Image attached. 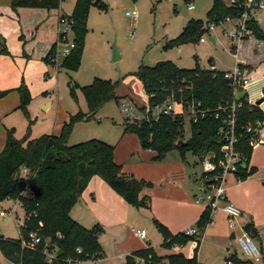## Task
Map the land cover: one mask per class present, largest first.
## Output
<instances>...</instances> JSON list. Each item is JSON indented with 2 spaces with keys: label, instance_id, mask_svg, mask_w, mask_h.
I'll return each instance as SVG.
<instances>
[{
  "label": "trees",
  "instance_id": "1",
  "mask_svg": "<svg viewBox=\"0 0 264 264\" xmlns=\"http://www.w3.org/2000/svg\"><path fill=\"white\" fill-rule=\"evenodd\" d=\"M242 2L240 6L230 7L223 0H213L212 8L208 12V26L205 27L201 21H191L177 39L168 42L167 47H179L189 42L201 41L205 32H209L210 25L217 26L228 18H241L246 13V3ZM62 3L63 0H11V7L14 11L22 8L53 11L59 10ZM94 5L105 8L100 0H77L72 15L62 16L74 20V41L77 45L70 57L62 63V67L68 72H77L80 69L88 31L87 22ZM248 25L252 35L263 41L264 33L252 16ZM56 46L57 43L47 56V63H51L50 57L55 53ZM3 52L8 54L5 50ZM133 75L142 83L150 108L173 100L186 105V108L193 105L200 111L208 112L207 116L199 118L198 122H189L191 137L188 140L185 139L187 121L184 116L163 115L157 122L133 123L127 120L124 133L136 135L144 150L156 154L155 161L162 162L168 154L178 151L183 157L186 153H191L200 160L208 154H214V162L218 163L222 159L225 145L219 134L224 114L221 113V119H216V113L220 108L237 102L240 108L237 111L236 135L241 136V139L236 150L244 160L235 177L239 181H247L254 175L257 169L250 167L254 138L247 133V129L258 122H264V112L259 105L251 104L247 96L237 101L233 87L224 78V72L202 69L199 65L195 69L185 70L167 61L154 67L142 65ZM117 87V83L101 79L83 87L82 92L90 111L88 114L71 116L59 135H46L34 140L26 137L19 140L14 130L7 131L5 148L0 154V203L6 200L19 201L28 217L22 227L20 239H6L0 236V251L10 264H49L44 254L46 244L63 253L55 264H68V261L97 262L103 259V249L99 243L102 229L98 226L93 229L85 228L71 216L73 208L80 202L94 177L101 178L130 206L137 209L147 206V199L141 198V194L145 189L151 188L152 184L123 173L122 166L115 161V146L100 140L69 145L78 121L93 120L104 104L115 99L119 102ZM16 91L20 95L19 107L26 109L32 101L28 87L23 83ZM9 93H0V99ZM198 105L200 106L197 107ZM24 169L29 171L30 184H27L23 177ZM218 174L219 171H216L212 175ZM206 178L204 174L203 179L208 182ZM25 191L29 192V195H26ZM212 216V209L207 207L196 226L202 235L212 223ZM156 226L164 237L165 249L172 250L175 245L186 246L195 239L186 237L183 233L172 235L157 221ZM246 230L254 233L251 227ZM31 233H36L42 239L36 248L23 244V241L28 243ZM78 250L82 253L79 254ZM132 255L153 262L168 259L172 264H199L197 255L187 258L183 254H173L162 258L151 246ZM132 255L126 257V264H136ZM231 259L235 264H255L251 261H241L237 257Z\"/></svg>",
  "mask_w": 264,
  "mask_h": 264
},
{
  "label": "rangeland",
  "instance_id": "2",
  "mask_svg": "<svg viewBox=\"0 0 264 264\" xmlns=\"http://www.w3.org/2000/svg\"><path fill=\"white\" fill-rule=\"evenodd\" d=\"M100 1L105 8L102 9L97 5L91 8L79 71L68 72L62 66L59 67V62L47 63L51 68L50 78L46 79L40 76L36 83L31 82V85L34 86V89L30 91L32 101L26 109L19 107V93L10 96L6 102L0 103V130H2L0 132V154L5 148L8 130H14L15 136L19 140H24L26 137L34 140L46 135L58 134L64 121L68 120L70 116L79 113L88 114L90 110L82 88L93 84L96 79L117 83L116 94L119 102L115 99L104 104L95 114L93 120L78 121L71 134L69 145L74 146L91 140H100L111 146L120 147L126 138L124 124L128 120L127 114L122 108L124 99L122 96L132 99V107L135 111L148 106V97L143 86L139 79L133 75L142 65L154 67L160 62L172 61L180 69L192 70L199 65L202 69L211 70L214 65V68L219 71L233 72L238 64L239 56L237 54L239 53L242 60H252L250 62L255 70L254 79L250 82V86L245 88L248 91V100H253V104H256L264 98V63L258 64L255 61L259 48L256 49L253 44L258 39L251 35L248 40L233 41L228 33H231L235 23L218 24L215 26V31L205 32L203 35L205 43L197 41L179 47H167L168 42L177 39L191 21H201L205 27L208 26V12L212 8L213 0ZM74 2L75 0H65L61 7L65 12H70L74 8ZM189 3H193L195 6L193 11L189 10ZM127 12H137L138 20L132 22L126 16ZM212 37L215 38V43L211 41ZM243 51L246 54H243ZM116 54L121 58L119 61H114ZM261 58L264 59V56ZM253 87L259 89L254 96L250 91V88ZM260 108L264 109V102ZM177 111L180 112V108ZM185 120L187 121L185 139L188 140L191 137L189 118L186 116ZM2 132L4 134H1ZM137 161L134 160L133 163L135 164ZM251 161L256 165L258 161L263 166L264 145H255ZM162 163L168 168L178 164L184 167L187 175L193 179L192 184L201 180L204 174L200 158L191 153H186L183 157L178 151L171 152ZM22 174L25 175L24 171ZM255 177H261V183L264 184V167L257 169L249 180ZM238 181L233 173H229L226 177L225 187L228 188ZM253 189L255 188H251L250 192ZM195 192L198 196L203 194L197 189ZM25 193L29 195V192L25 191ZM208 194L214 195V191L207 190V194L203 195L207 196ZM13 210L16 212L15 214H13ZM218 210L220 211V209ZM1 212H4L6 217L0 216V236L6 239H20L19 225H22L26 218V212L21 203L6 200L0 203ZM76 213L77 208L71 214L75 220H77ZM145 230L148 237L143 243L149 245L148 240H152V246L158 250V253L166 254L167 251L162 247L163 237L157 229L146 225ZM232 231L230 229L226 232V241H228L230 249L237 251L239 258L244 260L238 244L231 239ZM125 237L128 240L134 236L129 233V229H126L123 234L112 232L105 234L104 231L99 236L104 259L97 262L70 264H120V258H117L118 244L124 241ZM134 239L133 241H136V238ZM201 247H203V243ZM192 249L190 243L183 248L182 253L190 258L193 254ZM226 256V250L213 245H206L199 249L198 255L201 264H225ZM5 261V257L0 251V262L4 264Z\"/></svg>",
  "mask_w": 264,
  "mask_h": 264
},
{
  "label": "crops",
  "instance_id": "3",
  "mask_svg": "<svg viewBox=\"0 0 264 264\" xmlns=\"http://www.w3.org/2000/svg\"><path fill=\"white\" fill-rule=\"evenodd\" d=\"M76 2L77 0L74 2L75 5ZM74 8L70 12H65L62 7L53 11L25 8L14 11L11 7V0H0V93L10 92L6 97L0 99V103L6 102L10 96L18 94L16 90L23 83L28 86V89L30 88L29 91H32L34 86L31 85V82L36 83L40 76L46 79L50 78L51 68L47 65L46 58L58 41L59 19L61 16L72 15ZM253 18L264 33V9L257 10L253 14ZM253 44H255L256 49L259 48V50L257 49L255 61L258 64H263L264 59L261 57L264 56V42L257 40ZM4 50L8 54H3ZM243 54H246V52L243 51ZM237 55L239 56L237 66H242L254 79L255 70L250 62L252 60L244 61L239 53ZM120 59L119 57L117 61ZM213 67L215 66L213 65ZM216 71L219 70L216 69ZM257 90L259 89L250 88L253 96L256 95ZM243 92L248 97V91L244 90ZM122 97L128 98V96ZM249 102L254 103L253 100ZM69 120L70 118L64 121L63 125ZM60 132L53 135H59ZM1 134H4V132ZM125 135L126 138L123 144L120 147L116 146L115 161L122 166L123 173L127 176L152 184L151 188L145 189L141 194V198L147 199V206L140 209L130 206L101 178L94 177L89 182L80 202L71 212L72 214L77 208V220L72 216L76 222L88 229L98 226L103 232L105 231V234L106 232L123 234L126 229H129V233L133 234L134 237L128 240L125 237L124 241L118 244L117 258H120V264H125L126 257L131 253L146 249L149 246L155 250L159 257L170 255V250L165 249L163 244L162 247L167 251L164 255H160L158 250L152 246V240H148L149 245L144 244L143 240L141 241L136 237L133 232L134 229L145 230L146 225H150L159 232L156 226L157 221L172 235H178L196 227L207 208V201L204 196L207 194V182L203 179V176L201 180H197L192 184L193 179L187 175L184 167L178 164L177 166L180 167L171 166L168 168L162 163L164 161H155L156 154L144 150L136 135ZM131 160L138 161L134 164ZM250 167L260 169L264 167V164L261 166L257 161L256 165L252 164L251 161ZM251 188L255 189L250 192ZM195 189L201 191L204 195L198 196ZM225 189L226 198L223 200L225 203L220 202L218 208L220 211L217 209L218 211L216 210L217 212L213 213L212 223L207 227L203 236V247L213 245L226 250L225 263L229 260L233 261L232 257H237L242 261L237 251L231 250L228 241H226V232L230 230V227L224 207L226 204H233L242 211V216L237 221L238 226L245 229L251 227L254 230L252 234L262 251L263 263L261 264H264V220H262L264 217V184L261 183V177L238 181L228 188L225 187ZM239 233L240 230L236 229L231 234V239L235 240L237 244L236 237L239 236ZM160 235L163 237L161 233ZM134 238H136V241H133ZM190 258H193V256ZM198 260L201 264L199 257ZM243 261L248 260L244 257ZM210 262H213V260H210ZM4 264L10 263L6 260Z\"/></svg>",
  "mask_w": 264,
  "mask_h": 264
},
{
  "label": "built area",
  "instance_id": "4",
  "mask_svg": "<svg viewBox=\"0 0 264 264\" xmlns=\"http://www.w3.org/2000/svg\"><path fill=\"white\" fill-rule=\"evenodd\" d=\"M228 6L236 7L243 4L244 1L246 13L237 20L226 19L222 23H235L234 28L231 33H228V36L232 38L233 41L241 42L247 40L252 35V30L248 25V21L251 16L256 13L257 10L264 9V0H223ZM188 8L190 11L195 9L193 3H189ZM127 17H129L132 22L138 20L137 12H127ZM74 20L70 18L60 17L59 19V38L57 41L56 51L53 56L50 57V62L55 64L59 62V67L62 66V63L65 59L70 57L73 51L76 49L77 45L74 41ZM209 31H215V25H210ZM61 36V37H60ZM71 36V37H70ZM202 43H205L206 40L204 38L201 39ZM58 51V53H57ZM244 66V65H243ZM212 71H216L213 67ZM224 78L228 80L231 86L234 89L235 97H237L238 93H241L245 90V88L252 81V76H250L246 70L242 66H237L233 72H225ZM237 99V98H236ZM238 101V100H237ZM122 108L127 114V119L130 122H151V121H159L163 115L169 116H184L189 118V122L193 120L194 122H198L199 118H204L207 116L208 112L200 111L195 106H190L186 108V105L178 104L173 100H168L162 105L155 106L154 108H150L149 104L146 107H142L139 110H134L132 107L133 101L130 98L123 99ZM198 105L197 107H199ZM144 108V109H143ZM180 108V112L177 109ZM240 108V105L237 102H234L231 105H227L225 108H220L216 113V119H221V113L224 114L222 120L223 125L220 129V136L225 142L223 147V155L222 159L215 163L216 156L214 154L206 155L202 160V167L204 169V174H206V180L208 181V189L210 191H214V195L208 194L205 196V200L207 201V207L211 208L213 213L219 208V203L226 198V177L229 173H235L239 170V167L243 165V157L240 153L237 152L236 148L240 142L241 136L236 135V123H237V111ZM247 133L253 136L252 145H264V122H258L254 126H250L247 129ZM25 175L23 177L26 179L27 184H30L31 180L29 178V171L23 170ZM216 171H219V174L213 176L212 174ZM224 212L228 215L229 227L231 230L235 231L236 229L240 230L239 236L236 237L238 242V246L246 258V260L251 261L255 264H261L262 262V251L260 247L255 242L254 236L251 232L246 230L245 228H240L237 224V220L242 216V211L233 204H226L224 207ZM16 212L13 210V214ZM1 217H6L4 212L0 213ZM28 217L26 216L22 225H19L20 236L22 227L25 224V221ZM136 237L139 239L146 241L148 237V233L146 230H136L134 229ZM183 235L186 237L195 238L193 241L189 242L187 245L191 243L192 256L193 258L199 255L200 245L203 241V236L197 227L190 228L183 232ZM62 239V237H59ZM42 239L38 237L36 233H31L29 235L28 243L23 241L24 246L29 248H36L41 243ZM186 245V246H187ZM185 246L175 245L172 250H170V255L173 254H183L182 250ZM78 253L81 254L82 251L78 250ZM44 254L48 260L49 264H55L58 259V249L55 247H51L49 244L45 245ZM132 253L128 256H131ZM133 256V255H132ZM169 256V255H168ZM162 258H166L167 256H161ZM136 260V264H172L168 259H163L160 262H153L150 259H146L143 257L133 256ZM126 260V259H125ZM73 263L72 261H68V264ZM126 264V263H125ZM225 264H235L233 261H227Z\"/></svg>",
  "mask_w": 264,
  "mask_h": 264
},
{
  "label": "water",
  "instance_id": "5",
  "mask_svg": "<svg viewBox=\"0 0 264 264\" xmlns=\"http://www.w3.org/2000/svg\"><path fill=\"white\" fill-rule=\"evenodd\" d=\"M211 41L213 42V43H215V38L214 37H212L211 38ZM119 59V56L116 54L115 55V57H114V61H117ZM246 96H247V94L245 93V92H241V93H238L237 94V100L238 101H241V100H243L244 98H246ZM264 102V100H261V101H259L258 103H257V105H261L262 103ZM233 238H234V235L232 236ZM63 253H62V251H58V256H61Z\"/></svg>",
  "mask_w": 264,
  "mask_h": 264
}]
</instances>
